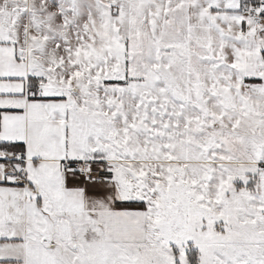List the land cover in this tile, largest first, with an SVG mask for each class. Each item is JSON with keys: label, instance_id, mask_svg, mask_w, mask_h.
Returning <instances> with one entry per match:
<instances>
[{"label": "snow or ice", "instance_id": "snow-or-ice-1", "mask_svg": "<svg viewBox=\"0 0 264 264\" xmlns=\"http://www.w3.org/2000/svg\"><path fill=\"white\" fill-rule=\"evenodd\" d=\"M0 264H264V0H0Z\"/></svg>", "mask_w": 264, "mask_h": 264}]
</instances>
